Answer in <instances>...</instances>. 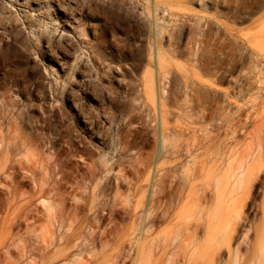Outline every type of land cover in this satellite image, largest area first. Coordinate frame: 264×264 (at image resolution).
I'll use <instances>...</instances> for the list:
<instances>
[{
    "label": "rangeland",
    "instance_id": "rangeland-1",
    "mask_svg": "<svg viewBox=\"0 0 264 264\" xmlns=\"http://www.w3.org/2000/svg\"><path fill=\"white\" fill-rule=\"evenodd\" d=\"M147 6L157 10L156 24ZM11 128L18 141L38 144L16 151V157L44 164L66 147V140L77 141L81 152L63 157L71 172L63 186L66 192L86 174V160L114 168L109 180L107 172L97 174L96 180L107 183L106 201L116 198V208L132 213H103L100 226H112L108 236L104 234L102 241L98 236L96 245L85 246L80 238L81 248L72 249L95 246L84 256L90 259L89 252L94 251L93 256L97 252V264H114L113 259L131 264L129 241L135 240L131 226L139 225L137 216L151 193L166 201L170 213L151 231L153 238L199 222V236L216 242L222 230L216 228V216L211 228L208 219L217 212H230V202L233 205L244 191L251 196L247 203L252 201L247 213L254 225L260 224L263 214L255 211L264 199V167H259L260 173L256 169L261 176L253 170L257 175L253 189L239 180L253 165L264 162V0H156V8L154 0H0V130L6 143ZM120 168L127 170L128 180L120 178ZM37 173L43 177L41 169ZM25 174L19 169V178ZM228 177L238 182L226 183ZM161 179L163 186L158 183ZM150 185L155 188L151 192ZM223 185L228 189L223 191ZM32 186L23 185L22 191ZM94 192L78 195L92 206ZM198 198L205 199L203 219L195 213L201 208L195 206ZM16 199L12 205L0 192V264L7 245L12 261H24L25 256L19 258L22 250L46 238L53 239L52 248L58 247L73 219L79 233L90 232L93 215L51 218L41 199L36 202L37 221L27 229L22 218L16 221L8 215L9 206L19 210L25 202ZM158 231L162 235L155 236ZM52 233L58 234L57 241ZM150 236L147 242L143 239L147 246L139 257V262L145 259L141 264L149 258L144 255H149L154 241ZM191 250L185 251L187 256Z\"/></svg>",
    "mask_w": 264,
    "mask_h": 264
},
{
    "label": "bare ground",
    "instance_id": "bare-ground-1",
    "mask_svg": "<svg viewBox=\"0 0 264 264\" xmlns=\"http://www.w3.org/2000/svg\"><path fill=\"white\" fill-rule=\"evenodd\" d=\"M148 1L151 2V0H148ZM154 6L156 8V0H154ZM147 10L149 13L148 16H151V20L155 22L154 24H156L157 23V10L154 9V11L153 10L151 11L148 6H147ZM157 53H158V56L156 59L159 63V49H157ZM14 131H16V130L11 128V130L9 131V134H8L9 135V139H8L9 142L6 143L4 141V139H5L4 134L0 130V192H3L6 195V197L8 198V201L11 204H12V202L15 201L16 198H19V197H22L25 200V202L19 208V210H16V209L14 210L12 208V206H9L8 210H7L8 215L9 216L13 215V220H16V221H18L22 218L26 222L25 223L26 228L27 229L32 228L37 221L36 212L38 213V210H39V207H38L39 205L36 204V202H37V200L41 199L40 200L41 204H43V206L45 208V215H48L49 217L51 216V218H52V216H55L57 214L63 215V217H64V215H68V217H70V218H71V216H73V217L79 216L80 214L86 216L87 218L89 216L93 215L94 218H93V220H91L92 222L89 221L92 225V226H90V232L88 234H84V235H83L84 231L82 233L78 232V229H77L78 223L76 224L75 221H73L74 219L72 221L70 220L72 227L70 230L68 229L69 231L63 232L64 234L60 233L61 238L59 239L58 247L56 246V248H54L55 245L53 248L51 247L53 244V239H50L51 235L49 236L50 238H46V240H44L43 243L38 241L37 244H35V245L32 244L30 246V248H28L29 245L26 244L27 246L26 245L25 246L27 247V249L25 251L22 250L23 252L21 253V256H19L20 259L25 256L26 258H24L25 259L24 261H19L18 258H16V259H18V261L15 259H14V261H12L11 257H10L11 248L9 246V248H10L9 249L7 247L8 245L7 246L5 245L6 247H5V249H4L5 251L3 253L4 254V256H3L4 257V259H3L4 263L3 264H93L95 262V255L97 254V252L94 256L92 255L94 251L89 252V255L91 254V256H92L90 259L86 258L84 256V253H85V255H86V252L88 254V251L94 249L95 246L91 247V248H89L90 247L89 246L88 247L89 250L87 248L82 247L83 249L81 251L74 252L73 248L75 246H77L79 248L81 246V244L83 243L82 241H81L82 243L81 242L78 243L77 241H80L79 239L82 238V240L85 242L82 245L85 246L88 244L93 245V243L96 245L97 243H95V241H96L98 236L101 237V241L103 240V235L109 233L112 230V226L105 227V228L100 226V224H101L100 222L102 221L103 215L105 216V214H103V213H106V215H110V216L117 214V213H120V212L127 213L128 215L130 213H132L131 209L124 208L123 206H121V207H123L121 209L116 208L115 206L117 204H115V202L118 201V199H116V198L113 199V201L109 200L110 202L106 201L105 191H106V184L107 183L104 182V184H102L103 181L96 180L97 174L103 173V172H107V174H109L107 176V180H109V178L111 176H114V174H115L114 168L112 166L107 167V164H104V162H103V165L100 166V165H98L99 163L97 164V162H96L97 160H91V161L86 160L85 161V163L87 164V165L85 164L86 168H87L86 174H84L83 178L80 181L76 182L77 186L74 187L72 191L66 192L63 190V186L66 182L68 183L69 175L71 174V172L66 169L65 159L63 157L64 156L72 157L73 156L72 154L78 155L81 152V150L77 146V144H78L77 141L72 140V139L66 140V147L55 152V155H52L51 158L49 157V159L47 160L48 164H46V163L44 164V162H43L44 160L37 159L36 161L35 160L33 161V159H31L29 157H27V158L25 157L27 160H24V159H22L24 157V155L22 158L16 157V155H17L16 151H18V150L22 151L24 147L27 149V147L32 146L33 144L34 145L37 144V141H35V140L22 141V139L18 141L17 139H15L14 135L12 134ZM8 135H7V137H8ZM163 146H164V144H163ZM28 150L29 149H27L26 151H28ZM161 150H162V148H161ZM30 152H31V150H30ZM259 152H261V151H259ZM161 153H162V151L160 152V154ZM88 154H91V153H88ZM160 154L159 155L157 154V155L160 156ZM255 160L257 161V159H255ZM258 162H259V159H258ZM253 163H254V161H253ZM160 164H162V162ZM155 167L156 166H154V169H155ZM259 167H264V162H263V164L259 163V165H255V166L253 165V167L249 168L248 173H246V175L243 177L244 179L242 178L239 180V184L243 183L246 186L250 185L249 188H251V186L253 185L252 186V189H253L255 187L254 185L256 184V180L254 179L255 178L254 176H257L260 173ZM19 169L25 171V173H26L22 178H19V176H20L19 175ZM38 169H41L43 171V177H41V178L37 177ZM256 169L259 172L258 174L256 172L257 171ZM253 170H255V173L257 175H255L253 173ZM151 171H149V172H150L151 177H153L152 174H154V173H151ZM118 172L120 173V176H121L120 178H122L124 180H128V178H127L128 174H127V170L125 168H120V170H118ZM168 172L165 175L166 177L169 176V175L167 176ZM230 174L233 175V173H230ZM160 175L161 174H159V176ZM243 175H241V176H243ZM217 176L219 177L221 175L218 174ZM217 176L215 177L216 180H217ZM236 176H237V174H236ZM259 176H261V175H259ZM221 177H223V175ZM230 177H228V179ZM77 178H79V177H77ZM156 178H157V176H156ZM163 178L165 179V177H163ZM226 178H227V176H226ZM152 179H150L149 182H151ZM219 179H220V177H219ZM231 179H232V177H231ZM236 179L237 178H235V180ZM260 179H262V178H260ZM160 181L158 182L159 185H160V183H163L162 179ZM221 181L223 182V180H221ZM258 181H260L259 178H258ZM217 182H219V181L217 180ZM228 182H232V183L236 184V182H238V181L234 182L233 180L230 181V179H229L226 183H228ZM31 183H34V186H32L30 190L22 191L23 185L31 184ZM108 183H109V181H108ZM223 183H225V182H223ZM261 183H262V181H261ZM151 184H152V182H151ZM215 184L217 185V183H215ZM224 185L222 186L223 191H224V189L225 190L228 189ZM244 185H241V187ZM160 186H163V185L161 184ZM227 186H229V184H227ZM232 186H234V185L232 184ZM150 187H151V189H149V191L151 192V190H153L154 187L151 185H150ZM241 187H239V188H241ZM234 188L236 189V186H234ZM219 189H221V188H219ZM95 190H98L99 193H97V192L95 193L94 192ZM168 190H170V189H168ZM240 190H242V189H240ZM92 191L94 192V197H93L94 198V200H93L94 204L92 206H89V199L85 198V196L79 197L78 192L90 194ZM161 191L162 190H159V193ZM217 191L219 193L220 190H217ZM238 191H239V189H238ZM232 192L234 193V190ZM235 193H237V192L235 191ZM147 194H148V192H147ZM157 194L155 196H157ZM245 194H246V192L244 191L243 194L240 195L238 200H236L237 199L236 197H233V198H235L236 202L234 200H232L235 202L233 205H232V202H230L231 203V204H229V207L231 208L230 212H224V213L222 212L221 214H219L218 212L217 213L214 212L215 214L213 213L214 215L210 216V218L207 221V227L208 228L212 227L213 218L216 216L215 217V218H217L216 228L219 227L220 231L222 230V232L220 233L221 236L219 235L217 241L212 243V240L210 237H207V238L204 237V239H202L200 237L201 235L199 236L198 232H200L201 229H200V231H198V230L201 227V224L199 222H196V221H195L196 223L194 225L192 223L187 224L186 228L183 229V231H182L183 233L181 231H179L177 227H176V229L173 227V228H171V230L164 232L163 235H162V232L164 230L162 232L158 231V233H154V235L157 234V236H158V234H161L162 236H158L155 238L150 236L151 231H154V229L157 227L156 225L158 224V222L164 223L165 221H167V219L169 218V214H170L168 207L166 205V201H163L160 198L156 199L153 196L154 193H151L150 198L147 201L146 205L144 204L145 205L144 210H142V212H140L141 215L137 216V220L139 219L140 222L139 221H136V222H139V225L137 227L131 226L134 228L133 230H131V233L133 231V234H135V238H134L135 240H131V241L128 240L130 242L129 243L130 244V248H129L130 253L129 254H130L131 264H141L143 262L142 260H145V259L141 258L142 259L140 261L141 263L139 262V257L141 255H143L142 254L143 249H145L144 247L147 246V245H144V243H145L146 239L148 238V235L150 236L149 238L152 237L153 238L152 240H154V241L152 243V246L149 245V249L151 247V249L149 250V253H148L149 255H144L146 257H149L148 260L146 261V264H178L179 262H180V264H198L199 260L194 258V256L199 257L201 259L199 262L200 264H264V199L260 205L256 206V211H255L259 214H260V212H262L263 218L260 219V224L254 225L252 223L250 216L247 213V210H248L249 206L251 205L249 203L252 201L250 200L247 203L246 199H248V197H251V196L247 197V195H245ZM71 196H73V200H72ZM195 196H197V195H195ZM263 196H264V189H263ZM203 197H205V196H203ZM231 197H232V193H231ZM26 198H28V199L26 200ZM69 198H71V199H69ZM97 198H99L100 200H98V201L95 200ZM161 198H163V196ZM165 198H166V196H165ZM204 200H202V201L204 202ZM202 201L199 199L198 204L195 205V206H197L196 208H198V209H199V207H201L200 211L197 210L195 212V213L199 212L197 214H200V212H202L201 211V209H202L201 205L203 203ZM139 202H141V201H139ZM190 202H192V201H190ZM157 203H159V205L156 208ZM141 204H143V203H141ZM204 204L203 205L205 207L209 206L208 202L204 203ZM210 205L212 206L211 203H210ZM219 205H220V202H216L214 206L218 207ZM136 207H135V211L137 210ZM138 209H139V207H138ZM217 209H215V211ZM254 209H255V207H254ZM200 215H201V218L203 219V217H202L203 213H201ZM208 216H209V214H208ZM58 217H60V216H58ZM63 217L60 219L61 220L63 219L64 221L66 219H68L66 217H64V218H66V219H64ZM195 218H197V217H194V219ZM204 218H206V217H204ZM215 218H214V220H216ZM75 219H77V218H75ZM202 219H198V220H202ZM102 223H103V221H102ZM112 223H113V221H112ZM73 224H75V225H73ZM202 226H204V224ZM37 231H39V230H37ZM216 233H217V231H216ZM36 234H37V232H36ZM57 235L55 236V233H52V237H54V236L56 237L55 240L58 238ZM107 236H108V234H107ZM181 237H184L183 242L185 243V249L182 251H181V249H182V247L184 248V244L182 246L183 238H181ZM143 239H145V241ZM96 242H98V240ZM107 242H109V239H107ZM16 243H19V242L16 241ZM31 243H33V242H31ZM12 245H14V244H12ZM103 246H105V244ZM18 247H20V246H18ZM189 248L192 250L190 252V255L187 256L186 252H188V251H186V250ZM126 250L128 251V249H126ZM147 251H148V248H147ZM1 252H3V250ZM182 252H183V254H182ZM119 254H121V252H119ZM122 254H123V252H122ZM185 254L187 257L185 256ZM225 255H227V258H224ZM121 257H125V256L121 255ZM152 257H153V259H152ZM179 257H182L183 259L179 260V262H178ZM117 259H119V258H117ZM125 259H127V258L125 257ZM130 259H128V260H130ZM0 260L2 261V259H0ZM106 261H107V259H106ZM113 261H114V264H122L123 263V262L122 263L121 262H115L116 259L115 260L113 259ZM126 261L124 260L125 263H126ZM97 263H98V261H97ZM106 263H108V262H106Z\"/></svg>",
    "mask_w": 264,
    "mask_h": 264
}]
</instances>
